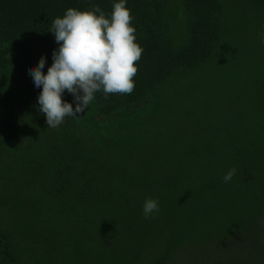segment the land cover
Masks as SVG:
<instances>
[{
  "label": "rangeland",
  "instance_id": "1",
  "mask_svg": "<svg viewBox=\"0 0 264 264\" xmlns=\"http://www.w3.org/2000/svg\"><path fill=\"white\" fill-rule=\"evenodd\" d=\"M223 1L210 60L167 80L152 105L112 116L123 127L76 131L77 159L71 126L54 134L38 112L42 88L0 85L27 97L22 114L0 101V140L16 130L0 147V233L14 264H264V5ZM148 198L160 211L145 219Z\"/></svg>",
  "mask_w": 264,
  "mask_h": 264
},
{
  "label": "trees",
  "instance_id": "2",
  "mask_svg": "<svg viewBox=\"0 0 264 264\" xmlns=\"http://www.w3.org/2000/svg\"><path fill=\"white\" fill-rule=\"evenodd\" d=\"M222 1L126 0L125 6L133 16L131 26L136 29L135 42L143 49L141 58L136 62L138 71L133 77L135 88L131 94H109L107 99L102 92H97L87 110L78 116L80 124L73 128L70 121L75 117L65 118L54 134L66 136L61 127L69 131L71 126L72 158L77 159L80 154L74 150L80 138L76 131L82 130L98 139L104 135L103 130L123 127L124 123L112 121V116L140 109L147 100L152 105L167 80L210 60L219 44L224 25ZM244 1L264 5V0ZM117 2L119 0H0V85L17 83L22 93L41 89L34 86L28 69L29 66L35 67L41 56L46 58L44 74L51 66L52 51L59 47L49 31L52 21L57 17L63 18L69 8L90 11L93 5L99 6L106 18H110L113 5ZM177 19L180 27H176ZM178 34L182 35V41L176 39ZM64 95L69 96L70 101L67 102L75 107L72 95L67 91ZM26 98L22 101L0 92V101H7L11 110L18 107L21 114L24 113L22 106L27 103ZM15 131L13 135L0 140L1 149ZM242 156L244 169L258 172L253 166L255 163L245 154ZM86 188L89 193L94 189L93 180H89ZM239 200L243 201V197ZM8 246L9 241L0 233V264H14Z\"/></svg>",
  "mask_w": 264,
  "mask_h": 264
},
{
  "label": "clouds",
  "instance_id": "3",
  "mask_svg": "<svg viewBox=\"0 0 264 264\" xmlns=\"http://www.w3.org/2000/svg\"><path fill=\"white\" fill-rule=\"evenodd\" d=\"M125 4L126 0L114 3L110 18L93 5L90 11L69 8L63 18L52 21L49 31L59 45L52 51V64L44 74L46 58L41 56L37 65L28 69L34 86L42 88L37 97L38 112L45 114L47 127L57 128L66 117L82 115L97 92L105 99L109 94L133 92L136 62L143 49L135 42L133 16ZM65 91L72 95L75 107L62 99ZM236 172V168L229 169L223 182L229 183ZM159 211L158 199L144 201L145 219Z\"/></svg>",
  "mask_w": 264,
  "mask_h": 264
}]
</instances>
